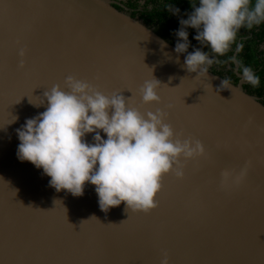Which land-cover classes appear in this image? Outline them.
Returning <instances> with one entry per match:
<instances>
[{
  "label": "water",
  "instance_id": "obj_1",
  "mask_svg": "<svg viewBox=\"0 0 264 264\" xmlns=\"http://www.w3.org/2000/svg\"><path fill=\"white\" fill-rule=\"evenodd\" d=\"M174 49L109 0H0V264H264V102L244 79L190 73ZM69 76L109 96L135 87L130 107L165 111L176 135L191 134L177 137L200 139L211 159L181 158L184 177L166 174L148 213L126 202L103 211L90 183L81 196L57 191L42 168L18 159L16 129L46 110V91H69ZM154 78L163 101L145 104L139 90ZM33 88L2 127L8 106ZM246 165L239 184L223 182L225 169Z\"/></svg>",
  "mask_w": 264,
  "mask_h": 264
},
{
  "label": "clouds",
  "instance_id": "obj_2",
  "mask_svg": "<svg viewBox=\"0 0 264 264\" xmlns=\"http://www.w3.org/2000/svg\"><path fill=\"white\" fill-rule=\"evenodd\" d=\"M168 11L180 17L174 50L186 54L184 65L197 76H205L218 62L217 57L229 52L241 28L264 23V0L254 4L253 0H199L184 15L175 5L169 4ZM189 29L196 30L194 39L200 44L192 51ZM242 49L243 44H239L236 52ZM20 55L25 56L26 51L22 49ZM243 78L254 87L260 84V77L250 67L243 68ZM66 83L69 91L59 84L46 91V110L16 129L18 159L42 168L57 191L81 196L90 183L95 185L103 211L126 202L128 209L148 213L158 206L156 196L162 189V178L173 172L178 178L184 177L181 158L204 156V143L178 138L166 122L165 111L145 115L130 107L121 93L106 95L75 76L67 77ZM160 86L155 78L146 81L139 90L142 102L159 101ZM230 86L228 80L221 83L223 89ZM89 134H94L92 143L86 139ZM247 170V165L238 174L225 169L223 182L239 184ZM161 264H169L167 256Z\"/></svg>",
  "mask_w": 264,
  "mask_h": 264
},
{
  "label": "flooded vegetation",
  "instance_id": "obj_3",
  "mask_svg": "<svg viewBox=\"0 0 264 264\" xmlns=\"http://www.w3.org/2000/svg\"><path fill=\"white\" fill-rule=\"evenodd\" d=\"M109 1L118 9L123 10L128 14L143 20L145 23L152 26L158 33H160L159 31H161L166 34H170L176 43L177 37L174 35V32L178 30L180 26H177V24L176 25L173 24L174 19L176 20L178 16L169 13L167 6H165L169 3V0H109ZM187 2H191V4L187 5ZM193 5H194V0H183V2L177 7L181 9V15H182L191 12ZM164 8H167L166 9L167 18L173 19V21L169 22L168 20L166 21L160 20L153 22L151 20V18H153L152 16H157V14L159 13L161 14L162 11L164 12L165 10ZM157 18H160V16L158 15L156 19ZM260 30H261L260 25L254 26L252 29L247 28V30L244 33H242L243 34L242 37L238 39V43L236 45L233 44L229 52L226 53L224 56L217 57L218 62L214 63L210 67V69L213 70L215 73H218L226 77L232 82H234L236 79H237V83L243 80L244 78H243L242 70L244 67H247V65L243 64V58L240 56L241 51L236 52V47L239 44H243V40L254 39L256 36L255 33L259 32ZM189 39L191 40L193 46L191 50H194L195 47H200L199 42L195 40L194 37H191L190 35ZM257 46L259 47L257 55L264 57V43L258 42ZM204 50L206 52H209V54L211 55L209 48L205 47ZM253 71L255 73L257 72L256 69H253ZM249 84L250 83H248L245 80V87L247 90H248L247 85Z\"/></svg>",
  "mask_w": 264,
  "mask_h": 264
},
{
  "label": "trees",
  "instance_id": "obj_4",
  "mask_svg": "<svg viewBox=\"0 0 264 264\" xmlns=\"http://www.w3.org/2000/svg\"><path fill=\"white\" fill-rule=\"evenodd\" d=\"M182 2H183V0H169V3L165 6H167V8H168L169 4L178 6ZM254 3H255V0H253V4ZM188 4H191V2H187V5ZM198 4H199V0H194V5H198ZM167 8H164L165 10H164V12L162 11L161 14L160 13L157 14V16L159 15L160 18L156 19L157 16H152L153 18H151V20L153 22L154 21H160V20L161 21L168 20L169 22L173 21V19L167 18V14H166ZM182 15H184V14H182ZM184 18H187V16L185 15ZM179 19H180V17L176 18V20L174 19L173 24H175V25L177 24V26H180ZM260 28H261V30L259 32L255 33L256 36L254 39L243 40L244 46H243V49L240 53V56L243 58V64L247 65V67H250L252 69H256L257 70L256 74L260 77V84L258 87H254L251 84L247 85L249 92L257 94L258 96H260L262 98V101L264 102V57L257 55V52L259 50L257 43L258 42L264 43V23L260 24ZM246 30H247V28H241L240 29V31L237 34V38H236L234 45H236L238 43V39L240 37H242V35H243L242 33H244ZM159 32L163 37L168 38V40L170 42H172L173 44L175 43V40H173V38L170 34H166V33L161 32V31H159ZM189 32H190L191 37H194L196 35L195 29H189ZM189 51H192L191 48L189 49ZM234 82L237 83V79Z\"/></svg>",
  "mask_w": 264,
  "mask_h": 264
},
{
  "label": "snow or ice",
  "instance_id": "obj_5",
  "mask_svg": "<svg viewBox=\"0 0 264 264\" xmlns=\"http://www.w3.org/2000/svg\"><path fill=\"white\" fill-rule=\"evenodd\" d=\"M180 86H181V84H180L178 87H176V88H179ZM35 88H37V87H35ZM35 88L32 89V91H31L30 94H24V95H22V96L17 97V98L14 100V102L8 106V108H7V110H6V113H5V116H4V121H5V123L3 124L2 127H4L6 124H10V123H12V122L14 121V119L16 118L15 116L12 115L11 111L9 110V109H10V106L13 105V104H15V103H18V102H19L24 96H29L30 99L33 100V99L36 97V96H33V95H32L33 90H34ZM168 88H169V89H176V88H170V87H168ZM124 90H130V91L133 93L132 96H131L130 98H128V100H129V103H130V104H134V102H135V98H136L137 89H136L135 87H128V86H126V87H122V88H120L118 91H119V93H121V92L124 91ZM192 91H193V90H192ZM190 93H191V92H190ZM190 93H189V94H190ZM189 94H188V95H189ZM186 96H187V95H186ZM186 96L182 97L183 103H184V105H185L186 107L191 108L193 105H187V104L185 103L184 98H185ZM162 101H163V97H161V100H160V101H157V102H162ZM194 105H195V104H194ZM159 110H160V109H158V111H159ZM186 134L191 135L190 133H186V131H185L184 128H181V129H179V130L177 131V136H178V137L183 136V135H186ZM199 140H200V139H199ZM215 146H216L217 150L220 149V145H219L218 143H215ZM211 157H212V153H211L210 151H207V150H206L204 156H202V158H203L204 160H206V161H207V160H210ZM165 179H166V177L164 178V180H165ZM8 186H9L10 188H12L10 185H8ZM12 190L15 192V196H16V190L13 189V188H12ZM162 191H163V190H162ZM162 191H161V192H162ZM161 192H160V193H161ZM160 193L157 194V196H156L157 202H158V197H159ZM14 200H15V202H17V203H20V202L16 201L15 197H14ZM20 204H22V203H20ZM22 205H23V204H22ZM23 206H24V205H23ZM56 206H57V205H56ZM24 207H25V206H24ZM25 208H28V207H25ZM67 221H68V219H67ZM68 223H69V222H68ZM69 224H70V223H69ZM74 231H76V230H75V226H74ZM261 234H264V232H262ZM261 234H260V235H261ZM260 240H261V242H264V240H262V239H260Z\"/></svg>",
  "mask_w": 264,
  "mask_h": 264
}]
</instances>
